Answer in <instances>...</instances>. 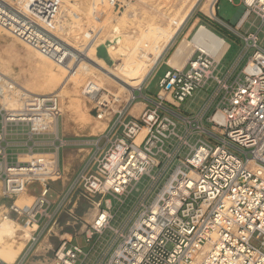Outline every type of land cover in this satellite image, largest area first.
<instances>
[{"label": "built area", "instance_id": "2783aa9c", "mask_svg": "<svg viewBox=\"0 0 264 264\" xmlns=\"http://www.w3.org/2000/svg\"><path fill=\"white\" fill-rule=\"evenodd\" d=\"M218 1L207 19L243 43L232 67L224 73L218 68L229 46L216 61L200 43L184 67L167 65L155 97L142 95L150 80L125 98L97 102L91 111L105 129L83 144L95 150L70 189L58 196L52 214L55 203L46 198L49 183L59 173L58 153L72 146L60 131L58 98L33 96L25 107L12 110L0 104L3 217H23V227L31 234L27 243L38 244L51 236L75 192L92 212L79 233L60 240L51 264H264V48L258 39L264 0H240L234 27L216 17ZM59 12L54 0H0V27L64 65L71 54L55 35ZM250 16L261 26L254 34H242ZM8 82L0 75V101H7L15 90L16 83ZM88 86L82 88L83 97H99L105 91L96 88L91 93ZM198 91L211 93L196 110L187 107L183 112L182 105ZM138 100L146 106L135 118L129 113ZM8 129H26L25 138L17 140L20 133L8 134ZM48 136L52 140H36ZM7 149L17 154L9 156ZM142 181L147 182L144 191L113 226ZM33 183L41 186V193L27 209L20 208L19 197L29 195L27 187ZM111 199L118 202L117 209ZM79 237L88 251L73 243ZM252 241H260V248ZM30 256L32 251L23 255L21 264Z\"/></svg>", "mask_w": 264, "mask_h": 264}, {"label": "rangeland", "instance_id": "374dc122", "mask_svg": "<svg viewBox=\"0 0 264 264\" xmlns=\"http://www.w3.org/2000/svg\"><path fill=\"white\" fill-rule=\"evenodd\" d=\"M60 7L59 19L57 20L55 26V35L57 37H62V42L70 47L73 44H76L79 48V54H76L69 60L68 67H71L72 63L75 60L86 61L83 58V51L87 50L89 52H95L100 47H104L105 50L115 45L116 42L129 43L128 39H121L131 32L135 31L137 39L140 38L142 32L148 28H154V30L163 31L164 29H170L169 22L171 20H177L180 17H185L183 26L179 32L171 40V45H169L163 55L162 60L159 64V70L157 74L154 73L148 87L142 91V95L147 97H155L159 87L158 83L162 79L164 73L167 71V63L174 55L178 46L183 42L191 41L194 37V34L197 32L200 26H205L209 31L214 33L216 36L222 38L225 43L228 44V49L223 55L220 63L219 70L224 73L226 70L232 67L237 57L240 55L243 43L242 41L234 34H232L228 29L220 25L218 22H208L206 6L210 4L213 0H54ZM107 1V3H106ZM123 1L125 2L123 4ZM103 3V4H102ZM100 4L102 7H100ZM106 4V5H105ZM108 4H111L112 7L109 9ZM116 4V6H115ZM102 9H100V8ZM106 7L109 9H106ZM241 9L240 0H232V3L227 0H219L216 5V16L217 18L226 25L234 27L237 18L239 17ZM108 12V13H107ZM188 13V14H187ZM134 17V18H133ZM117 24V26H116ZM168 25V27H167ZM261 26V22L255 19L254 16H250L247 23L241 29L242 34L256 33L257 29ZM118 27V29H116ZM156 28V29H155ZM161 29V30H159ZM166 29V30H167ZM118 30V31H117ZM153 30V29H152ZM163 31L165 35H168L170 30L167 32ZM168 33V34H167ZM89 37V38H88ZM258 39L260 45L264 48V26L261 28L260 33H258ZM19 41V40H18ZM148 39H144L143 42L146 43ZM151 39H149V42ZM11 39L6 36L0 37V55L3 56L4 50L8 46ZM20 42V41H19ZM118 42V43H119ZM148 42V43H149ZM142 44V43H141ZM139 44V46H142ZM25 45L23 43H18L16 41V48L19 50L21 55H13L11 58H4L5 62H9L10 66L14 69L13 76L18 85H23L27 82L26 79H33L34 72L30 67V60L27 58L25 53ZM116 46V45H115ZM130 46H135V40L130 43ZM137 47V46H136ZM9 53H6L7 55ZM251 54V51L245 56L242 62L238 65L235 71V75L239 74L240 70L243 68L247 57ZM12 55V53H11ZM82 55V56H80ZM115 64V65H114ZM121 64V61L112 63V65L117 68ZM93 65V64H91ZM111 65V66H112ZM29 69V70H28ZM140 68L131 69L132 72L140 70ZM89 78H86L80 83L79 87L73 91L72 83H67L64 86L62 93L67 94L65 98L58 97L59 104L63 106H68L61 114V119L63 121V126L60 128L61 133L64 135L67 140H78L86 143L90 142L94 136L100 135L102 132H98L97 135H91L93 131L97 130V127L100 126L99 121L96 120L95 111H91L93 108V103L84 99L81 95L83 86L86 84V81ZM105 86V91L103 94L109 96V100L113 101V94L120 92V97L125 98L128 95L126 91H120L119 87L105 81H101ZM31 83V82H29ZM37 92H43L40 87H36ZM16 91H13L12 96L9 99L15 98L13 95ZM76 93V94H75ZM211 91H198L195 92L193 97L189 99L184 105H182L181 110L184 112L187 107H190V110H196L202 102L208 97ZM138 97V92H135ZM140 100V99H139ZM138 100V101H139ZM78 103V104H77ZM0 104H3V101H0ZM5 105V104H4ZM21 105H17L18 107ZM24 107V106H22ZM72 107V108H71ZM117 105H112L110 108L116 110ZM78 110V111H77ZM161 114V113H160ZM63 115V117H62ZM163 115V114H161ZM26 131V129H25ZM22 129L11 130L8 129V134L19 132L20 135L17 137V140H23L25 137L22 135L24 132ZM181 133V130H177ZM68 132V133H67ZM70 133V134H69ZM77 135V136H75ZM88 135V136H87ZM84 136V137H83ZM53 136L48 137H39L36 138L37 141H50ZM10 138L9 136L7 137ZM43 139V140H42ZM171 141L174 143V140L167 139V142ZM83 143V144H84ZM190 143H194L193 140H190ZM103 145V141L100 143V146ZM71 154H78L79 157L70 158L64 153V167L62 166V161L60 164L59 173L55 180L49 183L50 190L46 198L51 203H55L53 208L49 211L50 214L53 213L58 207L60 202V197L58 194L62 191L66 192L70 189L72 184L75 182L79 169L86 163L89 159L92 150H95L89 145H82L78 147H70ZM40 151L41 150H35ZM44 152H52V150H46ZM9 156L16 155L17 151L14 149H7ZM187 152L183 153V157ZM61 158V157H60ZM68 158V160H67ZM70 158V159H69ZM72 159L75 160V164L72 165ZM81 161V162H80ZM71 164V166H70ZM80 169V171L82 170ZM1 185V184H0ZM147 185L146 181H142L137 185L138 192L133 191L127 203L123 206L121 213L116 217L117 226L121 218H124L127 214L129 207H131L136 201L139 193L143 192ZM41 186L37 183H33L27 187V193L32 195V198L37 197L41 193ZM34 196V197H33ZM20 199V197H19ZM18 199V201H19ZM112 200V199H111ZM17 201V203H18ZM1 204H5V200L1 199ZM0 204V205H1ZM30 205V204H29ZM28 205V206H29ZM2 206V205H1ZM112 206L114 209L118 208V202L112 200ZM3 208L0 209L2 213ZM91 211L86 201L80 195V192H75L71 202L66 206L64 213H61L58 218L56 225L54 226L51 236L46 237L43 241L41 240L38 244L25 243L24 242V233H17L15 241L23 244L21 251V256L25 255L32 251V256L28 259L25 264H51L52 253L60 245L61 239H68L64 235H72L75 232H80L83 225L90 221ZM114 210L112 211V213ZM12 220V219H11ZM10 220V221H11ZM15 221V220H12ZM24 218L21 217L18 221H15L17 224L23 227ZM45 223V222H44ZM24 228V227H23ZM41 228V226H40ZM26 229V228H25ZM54 233V234H53ZM109 234V233H108ZM19 238V240H18ZM22 238V240H21ZM19 241V242H18ZM74 244L82 246L84 252L88 251V248L83 247V238L79 237L73 240ZM251 244L256 248H260V241H252ZM16 246V244H15ZM6 252H15L13 247L7 249ZM46 260V263L43 261Z\"/></svg>", "mask_w": 264, "mask_h": 264}, {"label": "bare ground", "instance_id": "6f19581e", "mask_svg": "<svg viewBox=\"0 0 264 264\" xmlns=\"http://www.w3.org/2000/svg\"><path fill=\"white\" fill-rule=\"evenodd\" d=\"M214 1L215 0H213L212 2H210L209 5L206 6V13L208 16H212L213 14ZM124 3L125 2L123 1V4ZM108 6L109 9H111L112 5L108 4ZM100 7H102L101 4ZM106 9L108 8L106 7ZM184 18L185 17H180L177 20H171L169 22L171 30L167 28V30H163H166V32L170 30V32H168L169 34L167 33L168 35H165V32L163 33V31H158V29L154 30V28H148L144 30V32H142V35H140L141 37L137 39L135 31L131 32L127 36L121 38L128 39L129 43H122L118 41L119 43L116 42V46L113 45L110 48L106 49L107 59L99 58L96 55L97 53L95 52L92 53L87 50H84L83 58L87 60V62L75 60L72 63L71 67H68L69 60H71L72 57L76 54H79L80 51V48L76 44H73L70 47L67 46L71 57L67 60L64 65H58L53 60L45 57L44 55H41L37 50L21 42L15 36L11 35L6 29L0 27V37L6 36L7 38L11 39V42H9L8 46L6 47V50H4L3 52V54H9H4L3 56L0 55V75L2 76L3 80L7 82L10 80L16 83V80L13 76L14 69L10 66V63L8 61H4V58H11L15 54L21 55L19 50H17L16 48V41L18 43L21 42L25 45V53L27 54V58L30 60V67L33 69L35 77L33 79H26L27 82H25L23 85H18L16 83V87L14 90L16 91V96L13 95L15 98L3 101L5 102V105H3V107L8 110H12L17 105L25 107L26 103L30 101L33 96L54 95L57 98L60 97L63 99L67 95L62 93L64 86L67 83H72V89L74 91L86 78H89L86 81V84H88V88L92 90L91 93H95L94 91L96 88H99L100 91H103L105 89L104 84L101 82L104 79L105 81H109L110 83H113L114 85L118 86L120 91H126L129 95H132L134 89L139 88L143 84H147L153 77L154 73H156L155 71L159 69L158 67L160 61L162 60L167 47L171 45L170 41L173 40L174 36L179 32V30L183 26V23L185 21ZM56 23L57 21L55 22V26ZM116 29H118V27H116ZM145 38L148 39L146 43L143 42ZM59 39H61L62 41V37H59ZM149 39H151L150 42ZM134 40L135 46H130V43H132V41ZM200 43L210 49V52L212 55H214L216 61L221 58L222 54L228 47V44L225 43L221 38L217 37L208 29L201 26V28L194 35L191 41L183 42L182 44H180V46H178L174 55L171 56L172 58L168 61V65L176 69L184 67L187 60L193 54L194 48L201 47ZM139 44H141L142 46H139ZM118 61H121V64H119V66L115 68V64L112 65V63H116ZM140 67L141 69L138 71H131V69H136ZM36 87H40L43 92H37L35 90ZM113 97L118 99L120 97V92L113 94ZM83 98L92 102L93 107L97 102L101 104L110 102L109 96L106 94H102L99 97L93 95ZM65 107L66 106L59 104V113H62L63 108L65 109ZM99 123L100 126L97 127V130L93 131L91 135H97L104 130L105 123L100 121ZM31 194L20 196V199L18 201L20 205L17 203V206L23 209H27L28 205L33 202ZM2 198L3 193L1 191L0 185V204ZM1 205L0 209L3 208L4 204ZM19 232L24 233V241H26L27 238L31 235L30 232L26 231V229L23 228L21 225H12L10 219L4 218L3 214L0 213L1 252L7 251V249H9L10 247H13L15 251H20L22 249V242L17 244V241H15L17 233ZM66 237L69 239V236Z\"/></svg>", "mask_w": 264, "mask_h": 264}, {"label": "crops", "instance_id": "0c3cea01", "mask_svg": "<svg viewBox=\"0 0 264 264\" xmlns=\"http://www.w3.org/2000/svg\"><path fill=\"white\" fill-rule=\"evenodd\" d=\"M214 5V4H213ZM215 15H216V11H215ZM217 17V16H216ZM208 20V19H207ZM208 22H210L209 20H208ZM207 29V28H206ZM167 65H168V63H167ZM169 66V65H168ZM158 70V69H157ZM157 70L155 71L156 72V74H157ZM144 85V84H143ZM142 86V85H141ZM140 86V87H141ZM139 87V88H140ZM146 106V104L144 103V102H141V101H139V102H137L135 105H133V107L130 109V115L131 116H133V117H137L138 115H139V113L142 111V109L144 108ZM105 129V128H104ZM104 131V130H103ZM102 131V132H103ZM64 136V135H63ZM75 136H77V135H75ZM90 136H92V135H90ZM64 138H65V136H64ZM66 141H69L71 144H72V146H69V147H67V148H65V149H63V150H61L59 153H58V171H59V169H60V164H61V161H62V166L64 167V160H65V158H64V153H67L66 155L68 156V157H70V158H76L75 160H77V158L79 157V155L78 154H71L70 152H71V150L72 149H70V147H78V146H82L83 145V141H78V140H67L66 139ZM85 144V143H84ZM61 157V158H60ZM69 158V159H70ZM67 160H68V158H67ZM75 160H73L72 159V162H74V163H72V165H74L75 164ZM81 162V161H80ZM70 166H71V164H70ZM82 168V167H81ZM80 168V169H81ZM80 169H79V172H80ZM78 172V173H79ZM51 189V188H50ZM65 192L64 191H62V192H60L59 194H58V196L59 195H63ZM19 204V203H18ZM20 205V204H19ZM23 207V206H22ZM25 208V207H24ZM11 220V219H10ZM11 222H12V225H16L17 223L15 222V221H12L11 220ZM19 225V224H18ZM26 231H28V232H30L29 230H27L26 229ZM31 236V235H30ZM30 236L27 238V240L26 241H24L25 243L30 239ZM66 236H69V235H66ZM69 238H70V236H69ZM18 240H19V238H18ZM23 248V247H22ZM21 251H22V249L20 250V251H15V252H6V251H4V252H1L0 251V264H21L22 263V258H23V256L22 257H20L21 256Z\"/></svg>", "mask_w": 264, "mask_h": 264}, {"label": "water", "instance_id": "95a60500", "mask_svg": "<svg viewBox=\"0 0 264 264\" xmlns=\"http://www.w3.org/2000/svg\"><path fill=\"white\" fill-rule=\"evenodd\" d=\"M96 55L99 57V58H103V59H107V55H106V50L104 47H100L96 50Z\"/></svg>", "mask_w": 264, "mask_h": 264}]
</instances>
